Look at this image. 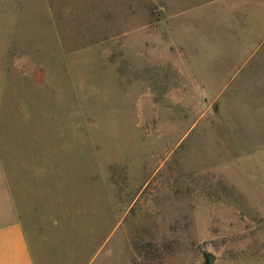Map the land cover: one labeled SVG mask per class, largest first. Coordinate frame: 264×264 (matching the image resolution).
<instances>
[{"label": "rangeland", "instance_id": "1", "mask_svg": "<svg viewBox=\"0 0 264 264\" xmlns=\"http://www.w3.org/2000/svg\"><path fill=\"white\" fill-rule=\"evenodd\" d=\"M0 100L41 264H264V0H0Z\"/></svg>", "mask_w": 264, "mask_h": 264}, {"label": "crops", "instance_id": "2", "mask_svg": "<svg viewBox=\"0 0 264 264\" xmlns=\"http://www.w3.org/2000/svg\"><path fill=\"white\" fill-rule=\"evenodd\" d=\"M6 106L7 102L0 100V264H41L36 250L33 255L24 223L30 229L31 238L35 231L25 220L23 206L15 192L19 185L18 174L10 171L19 166L12 161L9 163L6 142L5 145L2 143L3 109Z\"/></svg>", "mask_w": 264, "mask_h": 264}, {"label": "water", "instance_id": "3", "mask_svg": "<svg viewBox=\"0 0 264 264\" xmlns=\"http://www.w3.org/2000/svg\"><path fill=\"white\" fill-rule=\"evenodd\" d=\"M213 260V256L209 253L204 254V262L205 264L210 263Z\"/></svg>", "mask_w": 264, "mask_h": 264}]
</instances>
